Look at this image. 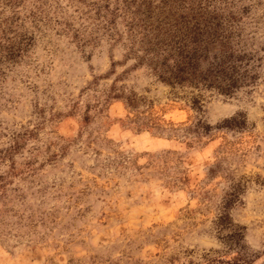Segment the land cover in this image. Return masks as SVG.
Returning a JSON list of instances; mask_svg holds the SVG:
<instances>
[{
  "label": "rangeland",
  "instance_id": "obj_1",
  "mask_svg": "<svg viewBox=\"0 0 264 264\" xmlns=\"http://www.w3.org/2000/svg\"><path fill=\"white\" fill-rule=\"evenodd\" d=\"M188 3L0 0V264H187L223 212L264 264V0L216 3L258 59L230 95L132 55Z\"/></svg>",
  "mask_w": 264,
  "mask_h": 264
},
{
  "label": "trees",
  "instance_id": "obj_2",
  "mask_svg": "<svg viewBox=\"0 0 264 264\" xmlns=\"http://www.w3.org/2000/svg\"><path fill=\"white\" fill-rule=\"evenodd\" d=\"M218 1L191 0V4L183 5L187 12H180L178 19L164 18L165 21L158 19V13L146 4L137 22H131L142 32L140 49L137 47L132 53L138 64L148 67L166 85L188 86L193 91L211 89L230 95L255 82L256 52L240 44L244 40L235 16L223 14ZM165 3L158 12L166 8ZM196 96L192 102H197ZM231 124L230 120L225 121V126ZM232 200L225 201L224 209ZM215 225L217 238L227 245L226 250L208 249L195 259L190 256L187 264H253L257 254L247 250L244 227L235 225L226 212L217 217ZM225 229L227 234L222 235Z\"/></svg>",
  "mask_w": 264,
  "mask_h": 264
}]
</instances>
